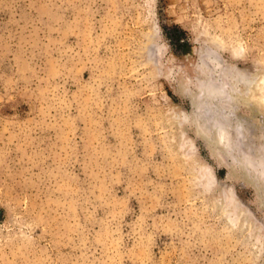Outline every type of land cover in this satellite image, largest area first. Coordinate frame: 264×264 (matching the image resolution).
<instances>
[{
  "label": "rangeland",
  "instance_id": "374dc122",
  "mask_svg": "<svg viewBox=\"0 0 264 264\" xmlns=\"http://www.w3.org/2000/svg\"><path fill=\"white\" fill-rule=\"evenodd\" d=\"M0 264H264V0H0Z\"/></svg>",
  "mask_w": 264,
  "mask_h": 264
},
{
  "label": "bare ground",
  "instance_id": "6f19581e",
  "mask_svg": "<svg viewBox=\"0 0 264 264\" xmlns=\"http://www.w3.org/2000/svg\"><path fill=\"white\" fill-rule=\"evenodd\" d=\"M210 61V60H209ZM219 62V61H218ZM204 63V62H203ZM205 64H206V62H205ZM204 64V65H205ZM210 64V63H209ZM208 65V64H207ZM206 66V65H205ZM209 67V66H208ZM212 67V66H211ZM207 69V68H206ZM214 69V68H213ZM210 70V69H209ZM239 73V72H238ZM210 74V73H209ZM231 74V73H230ZM235 75H237V74H235ZM229 76H231V75H229ZM233 76V75H232ZM241 75H238V77H240ZM219 77V76H218ZM237 77V76H236ZM242 77H244V78H242ZM208 78V77H207ZM231 79H232V77H230ZM240 78H242L241 79V81L240 80H238L239 81V83H243V85L245 84V85H248L249 84V81H248V79L247 78H245V76H243V74H242V76L240 77ZM195 79V78H194ZM222 79H224V78H222ZM222 79H220L219 78V80L218 79H216V81H219V82H224V80H222ZM229 79V78H228ZM236 79V78H235ZM190 80V79H189ZM207 80V82H206V84H205V87L203 86V87H201L202 86V83H201V81L202 80H200L199 81V79H195L193 82H191L194 86H195V91H197V89H198V85H199V87H200V91L198 90V94H200L201 96H203V100L202 101H200V98H199V101L200 102H198L199 104H200V107H202V105H206V102L204 101V100H209V102L211 103L212 101L213 102H215L216 100L218 101L219 99H223L224 101H225V103L227 102V100H228V98H227V94L225 93V91H224V84L225 85H227L228 86V84H227V82L226 81H228V80H226L222 85L221 84H219L218 82H210V79H206ZM203 81H205V79L203 80ZM199 82H200V84H199ZM261 83H262V79H261V81H260ZM263 84V83H262ZM188 85H190V84H188ZM203 85H204V83H203ZM221 87V86H223V87H219V86ZM242 85V86H243ZM227 86H225L226 88H228ZM246 87V86H245ZM257 88L256 89H259V84L257 83V86H256ZM225 90H227V89H225ZM193 91V90H192ZM259 92H261L260 90H259ZM197 93V92H196ZM227 96H226V95ZM195 95H197V94H195ZM205 97V98H204ZM207 98V99H206ZM211 100V101H210ZM222 100V101H223ZM212 102V103H213ZM223 103V102H222ZM208 104V103H207ZM218 104V103H217ZM203 106V107H204ZM210 106V105H209ZM224 106V105H223ZM223 106H220V107H223ZM196 107V106H195ZM198 107V106H197ZM197 107H196V109H197ZM211 107V106H210ZM219 107V108H220ZM225 107V106H224ZM199 109V108H198ZM195 110V109H194ZM203 110V109H202ZM214 110V109H213ZM212 110V111H213ZM220 110V109H219ZM198 112V111H197ZM216 114H217V112H216ZM221 114H223L222 113V111H221ZM218 115H220V114H218ZM218 115H216V116H213L212 117V120H211V124L213 125V127H215V129H216V131H215V135H218V137H219V141H218V143L220 144V145H222V146H225V148L226 149H228V150H230V149H233V143H231V139H229L230 138V136L228 137V135H227V133H229V132H227V131H229L228 129H225V126L223 125V123H221V121H219V116ZM207 116V115H206ZM205 116V117H206ZM224 116H226V115H224ZM182 117V116H181ZM186 117V116H185ZM204 117V116H203ZM189 118V117H188ZM199 119V118H198ZM197 119V120H198ZM206 120H209V118H207L206 117ZM201 121V120H200ZM223 121V120H222ZM226 121H228V120H226ZM187 122H188V120H187ZM203 122V121H202ZM224 122V121H223ZM198 123H199V120H198ZM225 123V122H224ZM228 123V122H227ZM205 124V123H204ZM208 125H209V121H208ZM208 125H206V126H208ZM221 125H223V126H221ZM199 126V125H198ZM206 126H205V128H206ZM200 127V126H199ZM204 128V127H203ZM227 128V127H226ZM239 128V127H238ZM208 129V132H209V134H211L212 133V130L210 131V127L209 128H207ZM227 130V131H226ZM239 130H240V128H239ZM206 131V130H205ZM211 132V133H210ZM240 135L242 134V132H241V130H240V133H239ZM229 135H230V133H229ZM263 147V146H262ZM228 152V151H227ZM246 155V154H245ZM263 165V164H262ZM252 166V165H251ZM259 167V166H258Z\"/></svg>",
  "mask_w": 264,
  "mask_h": 264
},
{
  "label": "trees",
  "instance_id": "16d2710c",
  "mask_svg": "<svg viewBox=\"0 0 264 264\" xmlns=\"http://www.w3.org/2000/svg\"><path fill=\"white\" fill-rule=\"evenodd\" d=\"M180 41H183V42H185L183 38H182Z\"/></svg>",
  "mask_w": 264,
  "mask_h": 264
}]
</instances>
